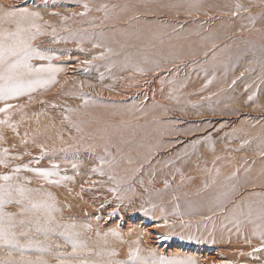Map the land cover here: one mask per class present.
<instances>
[{"label": "rangeland", "instance_id": "rangeland-1", "mask_svg": "<svg viewBox=\"0 0 264 264\" xmlns=\"http://www.w3.org/2000/svg\"><path fill=\"white\" fill-rule=\"evenodd\" d=\"M117 1H116V6L114 9L117 10V8H120V7L122 9L124 6V8L126 9V10L123 9V11L125 12L124 14H127L129 16V19H127L125 22L119 21L117 25L114 26L116 28L115 30L120 29L121 31L114 32L113 30V31H110L112 33H109L107 30H105L101 32V36L99 37L96 36L97 40L99 39V42H100V43L98 42L99 45H101V47L98 49L99 51L101 50V56H103V59H96L92 61L91 64H83L82 62L81 64L80 62H78L77 64H81L79 65L80 68L76 67L75 70L73 69L74 71L69 66V64H71L70 61H68L69 62L68 65L67 63H64V62H62L61 65L53 64V66L62 69V71H60L57 74L58 76L60 75V77L61 76L63 77L73 76L74 77L75 75L76 81L73 79L71 80V78L70 80H67V81L65 80V83H64L65 86L63 88L64 90H66V92H70V93H66L65 91H63V93L57 96L58 102H63L64 104H60V103L58 104L56 102L57 101L56 99V101L54 100L55 102H53V104H50V105L51 106L54 105V107L57 106L58 108L64 107L63 109H65V112H66L64 114L65 118L70 119V122L78 125L80 130L77 131V129L74 128L75 130L73 133L72 131H70L68 127L62 126V128L59 129V131L51 129L53 130L51 135L48 136L47 139L42 140V141H34L32 139L14 140L13 141L14 144L10 140L7 141L6 140L7 138H5L4 141H0V156H1L0 160H4L6 163H8L7 167H5L3 164L2 165L0 164L1 165L0 176L9 175V174L12 175L11 177H13V179L8 181L7 183L13 185V188H14L12 199L3 206L2 211L6 214L12 215L13 217L12 222L15 224V231L20 238L21 244H24L27 242L26 236H25V233H26L27 237H31L34 240L39 241L41 244L50 245V247L46 248V250L44 251H38L35 247H33L31 249L24 250L22 253L14 249L0 248V257H5L7 254V251H12L14 259L17 260L18 262L23 257V259H26V260L30 259L33 261H36L37 259L42 258L45 261V264H134V262L132 261L130 257L129 248H126V247L118 248V250H116L115 255H113L112 252L114 253L115 250H111L109 245L105 241L106 239L104 240V234H106L108 230L106 232H101V233L100 231H96L95 234H97L96 235L97 238L99 237L100 239L95 240V238H92L93 236L91 235V232L93 231V229L91 228L89 224L81 226V228H84L86 236L81 235L84 232H79L81 233L80 235H78L79 244L82 245L83 247H87L90 244H92V241H93V245H96L94 247L95 250H93L94 249L93 245H91L89 250L84 249V248H77L76 251H73V245L70 246L67 243L65 244L63 243V245L58 244V241H54V240L50 241L47 236H43L41 234L39 236H30V234L32 233V227H31L30 222H36L39 219L51 220L52 214H56L57 216L62 213L64 214L65 212H68V211H69L68 213H72L73 209L76 210L78 207V204H77L75 208L71 209V207H68L69 205L66 204L67 200H70L72 199V197H75L76 194L73 192L67 193L64 198L56 199V201L53 204H50L48 202L51 205V207L47 209L33 208V203H40L42 201L47 202L48 197L50 198L53 192L58 191L59 185L62 182L68 185H73L76 183L83 184L85 182L84 180L86 179L85 178L86 174L81 169L83 165V159L73 158L71 156L73 155L72 152L66 153V155L63 158L65 160V162L62 163L63 165H67V167H69V162H73V163L76 162L78 164H75L74 174H69L68 172L60 171L62 174L59 173L58 177L56 176L51 177V180L56 179L55 181H59V184L48 182L47 185L42 186L43 181L42 182L40 181L43 180V178L37 175L35 171L27 170V169H43V170L50 171L49 169H47V167L46 169L43 167H40L41 163L45 160V157H47V155L42 153L40 149L42 148L44 149V147L52 143H56V141L60 145L71 143L72 141H74L71 139V137H73L75 134L81 135V140L78 139L75 141H81L85 143V145L76 143L75 145H68V146L73 147V146L78 145V146H83L86 148L94 146L95 152L97 150L99 154L102 151L101 153L108 154V155H114L113 157L109 158L110 163L108 164V166L99 171V174L101 172L104 173L103 175L100 174L99 178L101 179H99L98 177H96V180H94L95 177H91L88 179V180L90 179L92 180L94 178L91 183V190H93L97 194L96 202L98 201L99 202L96 205L98 207L100 206L104 208L111 207L110 208L111 211H109L110 213H108L104 217L100 216L97 218L98 222L99 221L109 222L111 219H114V218L117 219V220L115 219L116 221L125 222V220L122 218V215H123L122 211H125L124 210L125 206L126 207L131 206L132 203L137 201L136 199L138 200H142L143 198L145 199V202L143 199L144 205L146 204L147 208L149 207V210H150L147 213L149 222L147 223V225L145 224V227H150L155 224V226L157 225V229H156L157 232L158 230L160 232L157 233L155 230H154L155 232L151 231L152 241L154 242L152 243L153 247L151 246V244L149 245L150 246L149 247L147 243L146 245L143 243L140 246V249H141L140 255L142 257H148L150 252H155L157 255L163 254L167 256H174V255L186 256L187 254L185 255L184 253L172 254L170 252L173 248L172 246H175L177 243V245L182 244L186 247L188 245L194 247L195 245H198V242H199L198 238L196 237V235H193V236H183L182 235L181 236V234L175 233L174 229L175 228L178 229L180 228V226L185 225V224L187 226L194 225L193 223L194 221L192 218L193 216L195 218L196 217L198 218V219L196 218V221L206 220V218L202 219L203 217H201V215L205 211L202 209L209 208L211 205L210 202H212L213 199L214 201L212 203L214 204H216L217 201L221 200L222 196L218 194L223 193L222 195H226L227 191L229 190L238 191L244 188V191H243L244 193L240 194V197L242 195L244 196L245 199L246 197L248 198V200L245 201V204L243 203L246 207L245 211L249 203H252L255 208H258L260 206V201L264 200V104H262V102L264 101V98H263L264 96V0H120L118 2ZM237 5L243 6L239 10L238 13H237ZM118 12L119 14H122V10L118 9ZM134 14L135 16H133ZM104 15L107 17L108 14L104 12ZM138 19H140V21L137 22ZM253 19H255V23H253ZM103 32H105V34ZM88 36H89L88 37L89 39L93 38V36L95 37V35H93L92 37L91 35H88ZM102 42L108 43V44H104ZM115 42L118 45L119 43L121 44V42H125V43L119 46L109 45L111 43L115 44ZM124 46L127 48L124 49L125 48ZM128 47H131V48H128ZM118 48H120V50ZM40 53H41L40 55L47 54L46 56L48 57H54L55 59H58V58L61 59L60 56L58 54H55L54 52H52L54 55L51 54L50 52H47V53L40 52ZM105 55H108V56L104 57ZM135 56H138V57H135ZM58 60H55V61H58ZM61 60L63 61L64 59H61ZM128 60L131 62H129ZM77 64L75 66H77ZM115 66H118L119 68H121L120 69L121 74H123L122 73L123 71L124 73H126V71L128 70H129L128 71L129 73L133 72L137 74L135 78L138 76V74H142L139 76V78L137 77L138 82L136 83L134 81L135 79L134 74L132 73L131 74L132 79L130 78V80H133L135 84L132 81H130V83L133 84L134 87L136 86V84L140 85L141 87H146V89L142 88V91L144 89L145 93H147L145 95L146 98H144L145 100L143 99L144 101L137 102L139 98L141 100V98L143 97H140L138 93L134 91L137 89L134 88L133 85L131 86L129 85V78L126 77L128 73L125 74V78L124 76L123 78L120 76L117 78L116 82H118V79H119L120 86L117 83H116L117 85L114 84V82H112L113 84L108 83L107 85L105 84L106 80H103V79L101 81L96 82L97 84L99 82V84H101L100 86L104 84L103 87L101 88L106 87V89H110L111 92L108 91V94L110 93L114 94V92H118V97L122 96L121 94H123L124 96L126 95V97L122 96L121 100L120 98H118L119 100H117V96L113 97L114 99L116 98V100L112 98L107 100L105 98L100 97L99 89H97V86L99 84L97 85L96 83L94 84L97 86L95 85L93 86V83L91 82L89 83L87 81L86 85L88 86V88L87 87L85 88H87L88 90L90 89V91H88L87 89H84V86H86L85 84L83 85V88L81 87V85L84 82H83V78L80 77V74L78 73H80L82 70L93 71L97 69V71H99L100 68H102L101 70L108 68L109 69L108 71L110 70L112 71V69H114ZM68 70L72 72L69 71L70 73H68ZM236 71L239 72L238 75L240 76L237 75ZM143 76L144 78L142 81L145 80L144 82L139 80ZM77 77L79 79H76ZM125 79L128 82H125L124 81ZM56 81H58L59 84L63 82L59 80H56ZM71 81L73 82L71 83ZM139 81L145 84L142 85L141 82H140L141 84H139ZM124 82L128 83L127 86L129 89H131L132 87L134 88V90L132 91L127 90L130 93L127 91H122L123 92L122 93L121 90H124L125 89L124 87L127 88L126 84H124V86L122 85L123 87L121 86V84H123ZM146 82H149V83H146ZM74 84H76L75 85L76 88L73 87ZM77 85L79 87H77ZM106 85L107 86L111 85V86H109L108 88ZM115 86L116 87L119 86L120 88L122 87L123 89L118 90V87H117L115 89H117L118 91L117 90L114 91L115 89L111 87H115ZM159 86H161V88ZM141 87H138V88L141 89ZM77 88H80V89H77ZM163 88L165 89L164 96L162 95L164 93L162 92ZM96 89L98 90V95H97ZM112 89H114L113 90L114 92H112ZM94 90L96 92H94ZM156 91L157 92L160 91V94L159 92L157 93ZM77 92H79V94L76 95ZM153 92L155 94L157 93L156 96H158V94L160 96L162 95L165 98V100L163 97H161L160 99V96H159L157 98L158 101L156 102L154 100L152 103V100L154 97ZM113 94L112 96L117 95V94H114V95ZM149 94L150 95L153 94L152 95L153 97L151 96L152 97L151 98ZM27 96L29 95H24L22 96L23 98L20 97L18 98V100L14 99L15 101L12 100V101H8L9 103L8 102L7 103L13 104V103L21 102ZM60 96L67 98V101L69 99L68 97L72 99L75 98V100L77 98H82V102L84 98H87V97L88 98L87 100H84L83 103L79 104V106L78 105L73 106V102L70 101L71 99L69 100L70 101L69 103L72 102V105H69V103L64 99L60 101V98H61ZM194 96H195V99H194ZM240 97H241V101L239 99ZM250 97L251 99H249ZM162 98L166 102L167 105L166 104L163 105L162 102L164 101L162 100ZM242 99H245L243 100L244 102H242ZM160 100L161 102H159ZM126 101H127V104H126ZM130 101L133 103L135 102V104L133 105V103H131ZM226 102L228 103L226 104ZM231 102L233 104H231ZM238 102L240 104H237ZM0 103H1L0 106L5 105L4 102H0ZM115 103L116 105L120 106L121 104L122 106L120 107L116 106L117 107L116 108L115 106H113V104L115 105ZM91 104H92V107H91ZM241 104H243L244 106L243 105L241 106ZM251 104L253 105L251 106ZM99 105H101L100 111L97 110L100 108ZM111 105L113 106V108ZM144 105H146V108H150V109L149 110L146 109ZM237 105L240 106V109ZM247 105H250V107ZM80 106L81 108H79ZM86 107H90L89 109L93 108L94 110L93 109L90 110V113H89L88 112L89 110ZM242 107H245L246 109L244 108L242 109ZM157 108L158 109L162 108L159 111H161L160 113L164 111L166 113V114L163 113L165 116L163 114L160 115ZM69 109H71L72 111H69ZM153 109H156L154 112L156 111L158 112V113L156 112V115L152 114L154 113ZM79 110L81 111V113L79 112ZM136 110L137 112H135ZM150 110H151L150 112L151 114L149 115ZM130 111H132L133 113H131ZM140 111L143 113H138ZM116 112L118 113L120 112V116H121V113H123L122 114L123 116L121 117L118 116ZM135 113H137L136 116H135ZM8 114L10 113L9 112L3 113L4 116ZM78 114H80V116L82 117H85V119L82 118L84 120L81 119L80 123H77V121H74V119H72L73 116H78ZM157 114H159L160 116ZM95 115L97 116L95 117ZM86 116L88 117L87 119H86ZM114 116H118V117H114ZM112 117L114 118L112 119ZM97 119L99 121L101 119L102 120L98 122ZM106 120H108L109 123L108 122L106 123ZM87 124L91 126H86ZM115 125H118V126H115ZM113 127H116V128H113ZM66 129H69V130H66ZM105 131H106V134H105L106 136L103 135V132ZM0 133H1V130H0ZM93 133H95V135ZM0 136L2 137V135ZM17 136L13 135L14 138L16 137L17 139H19L20 136L18 137ZM94 138H96V140ZM111 138L113 139L110 140ZM49 139H50V142L48 143L47 140ZM99 139L101 140L103 139V140L101 141ZM127 139H129V141ZM18 143H20V145ZM100 143H102V145H98ZM108 143L111 145H109ZM17 144H18V147H20V148L17 147L18 149L15 147V145L17 146ZM27 145H28V148H30L32 145V147L34 146V148H37L38 150L31 147L30 149L31 152H29L30 153L29 154L28 152H26V151H29L27 148ZM104 146L107 148H105ZM129 146H131V148ZM5 150H7V153H4ZM10 150L13 153H11ZM112 150L113 151L116 150L114 154L112 153ZM135 150L136 152H138L137 154ZM162 150L164 153L165 152L166 153L165 154L162 153ZM34 151L40 154L42 153V157L38 159V161H33L36 159H30V160L27 159L28 157L34 156L33 155ZM9 153L11 154L8 155ZM132 153L133 155L131 156ZM26 154H28L29 156ZM162 154H164L163 155L164 157L162 156ZM9 156H11L12 159H9L11 158ZM15 156H16V160H15ZM129 156L133 158L130 157L129 159ZM158 156H160V158ZM17 157H19L22 161L24 160V162L26 161V163L22 162L19 158H18L19 160L18 162ZM55 157L54 155H51L52 159H54ZM161 157H163L165 160L168 159V161L164 162L165 160L162 159ZM145 158H148L146 160L147 161L149 160V162H146ZM26 159L28 160V162ZM141 161L142 162L144 161V162L142 163ZM11 162H14L13 164H16V163L17 164L13 166L11 165L12 164ZM30 163H32V165ZM18 164H21V165H18ZM36 164L37 165L39 164L38 168ZM124 164L125 166H123ZM162 164L163 166H161ZM157 165L158 166L160 165L159 166L160 169L158 170L156 169L158 168ZM9 166L10 168H8ZM18 167L20 171H16ZM119 167H122L121 170ZM126 167L128 170L126 169ZM162 167L163 168L165 167V168L162 169ZM6 169L9 170L10 172H7ZM50 169H53V168H50ZM123 169H126V171H129V172L127 173ZM149 169H150V172H149ZM166 169L168 170L169 174L165 173ZM172 169H175V170L177 169L176 170L177 172H175L174 170V172L172 173L171 172ZM162 170L164 171L159 172ZM188 171L190 174L193 172L192 173L193 176L189 175ZM4 172H7L8 174ZM151 172H153V175ZM170 172L172 174L176 173V175L178 176L182 175V178L184 176V178L183 179L181 178V180L184 182L186 181L188 185L192 187L194 186V184H197L196 187L199 186V184L201 183H203L202 185H206L204 183L206 182L208 183V180H209L208 178H210L211 184H214L212 185V187L216 186V188L219 189L218 194L215 193L217 197H215L216 195L213 194L215 196L211 195V197H209L210 199L208 200L206 199L207 201L203 200L206 203L208 202L209 204L208 203L207 204L209 206L206 203L203 204V201L195 202V201H190L189 199L186 200L185 198H184L185 200H183L182 202V199H181L182 196L179 197V203H178V200H176L177 204L175 203L176 205L174 204V206L177 207L178 205L179 207V205L182 204L183 208L189 207V209L186 208L184 210H186L185 211L186 213L193 215V216H190V218H192L191 219L192 222L189 221L190 219H187L183 222L182 225H179V226L177 225L174 226L178 219L176 220V218L173 216L166 217L165 215L167 214V212L165 213L163 211H158L157 209L169 210L170 204L165 203L167 200H164L165 198L164 195L167 196V193L171 192L174 189L180 191L181 190L179 189L180 187L171 188L169 190L162 191L161 194L160 193L152 194V191H151L152 189L145 190V188H143L144 190L142 192L141 190L142 188H138V185H135V183L138 184V181H140L142 178L146 179L144 180V182L145 181L149 182V180L153 182H158L159 180H161L163 183V181L165 180H163L162 177H165L164 179H166L167 177L166 180L170 178L172 181L171 182L170 180H168L170 181V183L177 184V181H180L178 180L180 179V177L176 178L177 176L170 174ZM210 172L213 173V174L211 173L212 178L214 177L213 179L211 178V176H208L210 175ZM216 172H218L219 174L218 173L216 174ZM24 173L27 176L23 175ZM160 173H163V174L165 173L166 176ZM223 173L225 174L224 175L225 178H222ZM200 174L201 175L204 174L203 176L205 178L203 176L202 177L199 176ZM214 174L216 175L213 176ZM161 175H162L161 177L162 179L160 178ZM167 175L170 177H168ZM171 175L173 178L171 177ZM188 175L190 177H186ZM109 176H114L117 179L121 180L122 182L119 185H117L115 181L108 179ZM143 176L148 177L149 180L148 178L143 177ZM152 176L153 178H156V177L157 178L159 177V178L153 179ZM63 177H70L71 179L65 180V179H62ZM102 177L104 179H102ZM174 177L176 178V182H175ZM233 177H235V179H232ZM196 178L198 179L194 181ZM201 178L202 179L204 178V180L201 181L202 180ZM19 180H21L22 182L21 181L19 182ZM199 180L201 182H198ZM235 180L238 182H235ZM168 181H165V183L168 184L169 183ZM191 181H193V185H190L192 184ZM4 183L5 181L0 180V185H3ZM249 183H256V184L255 186H253L252 184L250 185ZM246 184L249 185L248 189L246 188L248 187ZM56 185H58L57 186L58 188L55 187ZM17 186L25 189L26 191L25 197H21L19 193L15 190ZM112 188H117L118 190L116 192L110 191V189ZM107 191H110V192H107ZM245 192L246 194H250V195L248 196L243 195L245 194ZM236 196L239 197V195H236ZM242 198H241V201H240V198L238 199V201L243 202L245 199L242 200ZM113 200H114V203H113ZM123 204L124 206H122ZM152 205H156L158 207L153 208ZM204 205L205 206L207 205V206L205 207ZM218 205L219 203L217 204V206ZM115 206H117L118 208ZM119 207L123 209L120 210ZM157 212L158 213L161 212V214H158V216H163V221L160 220L161 222L159 223L158 222L156 223V220H155L157 217L156 216ZM199 212H200V217H199ZM152 214H155V215H152ZM116 215L118 216L116 217ZM221 216H223V214H219V213L213 214L211 217V220L213 218H214L213 220H217V218L219 219ZM149 217L152 218V220ZM165 218L166 219L169 218L168 220L171 221V222L167 221L168 226L164 222ZM172 218H175V219H172ZM246 218L247 217L245 216V219ZM172 220L174 221V225L171 224L173 222ZM253 221L258 222L259 220L253 217ZM160 223L161 224L163 223L164 226L161 225ZM248 223H251V222L250 221L246 222V224ZM78 224L80 223H77L75 225H78ZM160 225L161 227H163L162 229L158 228L160 227ZM243 227L244 226H242V228ZM29 229H31V231H29ZM166 229L168 231H166ZM169 230L173 231L172 235L170 234L171 232L169 233ZM164 232L168 233L167 234L168 236L164 234ZM165 235L168 238L161 239L163 236L165 237ZM157 237H159V239ZM164 242L165 244H162ZM199 244H204V243L199 242ZM155 246H157L155 250L151 249V247L154 248ZM54 248L56 250H54ZM105 250H107L108 252H105ZM132 250H135V249L133 248ZM52 252H54V254L50 255V257L44 258L45 255H48L49 253H52ZM167 252H169V254ZM47 261H49V263ZM200 263L202 264V262L199 261V264Z\"/></svg>", "mask_w": 264, "mask_h": 264}, {"label": "bare ground", "instance_id": "bare-ground-1", "mask_svg": "<svg viewBox=\"0 0 264 264\" xmlns=\"http://www.w3.org/2000/svg\"><path fill=\"white\" fill-rule=\"evenodd\" d=\"M116 1L117 0H0V6H5V7H15V8H21V7H27L30 11H38L40 12L41 16L43 17L42 20L38 21L39 24L41 25H44V31L46 32H49L51 33L52 32V28L51 27H47V25H52L55 27L56 29V34L55 36L53 35H44V36H39L37 37V39L33 42V46L35 48L38 49L39 52H50L51 54H53L52 52H54L55 54H58L60 56L61 59H64L63 61L61 59H55L54 57H48L46 55H41L43 56L44 58L41 59L40 57H34L32 60H31V63L34 65V66H37L39 67L40 65L41 66H47L49 64L53 65V64H60L62 62L64 63H67L68 65V61H70L71 64H69L70 68H72V70L77 67V68H80L79 65H81L82 63V60L86 61V60H89V61H94L96 59H93V57H99L101 56V50L99 51L98 48L101 47H96L95 45H99V39L97 40V37L96 36H101V32L102 31H105L107 30L109 33H112L110 31H113L114 32H118V31H121L120 29L119 30H115L116 28L114 27L115 25H117V23L119 21L121 22H125L127 19H129V16L127 14H124L125 12L123 11L124 6L123 8L121 9L120 8H115L116 6ZM120 1V0H118ZM117 1V2H118ZM106 3V4H105ZM134 3V2H133ZM87 5L88 7L85 8L84 5ZM122 4V3H121ZM106 6V7H105ZM122 6V5H121ZM135 6V5H134ZM126 7V6H125ZM134 8V7H133ZM132 8V9H133ZM118 9L119 10H122V14H119L118 12ZM128 9V8H127ZM126 10V9H125ZM129 10V9H128ZM135 11V10H134ZM104 12H106L108 15L107 17L104 15ZM131 12V11H129ZM140 12V11H139ZM133 13V12H132ZM135 13V12H134ZM138 14V13H136ZM141 15V13H140ZM135 16V14L133 15ZM132 16V17H133ZM140 21V19L137 20V22ZM134 22V21H132ZM136 23V21H135ZM121 24V23H120ZM127 25V24H126ZM138 27V26H137ZM120 28V27H119ZM124 28V27H123ZM124 31V30H123ZM105 34V32H103ZM115 34V33H114ZM88 35H91V37L93 35H95V37L93 36V38H88L89 36ZM135 37V36H133ZM137 40V38H136ZM130 41V40H129ZM99 42V43H98ZM135 42V41H133ZM104 43V42H102ZM123 43L125 42H121V44L119 43V45H122ZM130 43V42H129ZM104 44H108V43H104ZM128 44V43H126ZM109 45H112V46H119L116 42L115 44L111 43ZM77 46V47H76ZM105 46V45H104ZM111 46V47H112ZM109 47V46H108ZM110 47V48H111ZM123 47V46H122ZM125 47V46H124ZM116 48V47H114ZM127 47H125L124 49H126ZM128 48H131V47H128ZM120 50V48H118ZM143 49V48H142ZM117 50V49H116ZM115 51V50H114ZM141 51V50H140ZM143 51V50H142ZM104 52V51H103ZM102 52V53H103ZM138 52V51H136ZM135 53V52H133ZM41 54V53H40ZM44 54V53H43ZM128 54V52H127ZM132 54V53H131ZM130 54V55H131ZM54 55V54H53ZM108 55H105L104 57H107ZM121 56V55H120ZM123 56V55H122ZM135 57H138V56H135ZM116 59V58H115ZM118 59V57H117ZM55 60H58V61H55ZM112 60V59H111ZM129 61V60H128ZM137 61V60H136ZM78 62H80L81 64H77ZM113 62V61H112ZM131 62V61H129ZM242 62V61H241ZM106 63V62H105ZM77 64V66H75ZM84 64V63H83ZM102 64V63H101ZM104 64V63H103ZM105 65V64H104ZM111 65V64H110ZM247 65V64H246ZM245 65V67H246ZM101 67V66H100ZM113 67V66H112ZM99 68V67H98ZM68 69V68H67ZM102 68H100L99 71L96 70H93V71H85V70H82L80 73V77L83 78V84L82 85H86L87 84V81L90 83H93V86L95 85L94 83H96L97 81H101L102 79L103 80H106L105 81V84L108 85V83L110 84H113L112 82H114V84H118L119 85V79H118V82H116L117 78L120 76L123 78H125V74L128 73L126 75V77L129 78V85H133L130 83V81L133 82V80H130V78L132 79V73H129L128 71H126V73H124V71L122 72L123 74H121V71L118 66H115L114 69H112V71H108L109 69L108 68H105L103 70H101ZM190 69V68H189ZM237 69V68H236ZM73 70V71H74ZM114 70V71H113ZM67 71V70H66ZM68 70V73L72 72ZM238 71V70H237ZM236 71V72H237ZM110 72V73H109ZM63 73V72H62ZM120 75H119V74ZM181 73V72H180ZM239 72H237V75H238ZM61 74V73H60ZM134 74V78L137 74L133 73ZM154 74V73H153ZM173 74V73H172ZM245 74V73H244ZM68 75V74H67ZM106 75V76H105ZM142 75V74H138V78L139 76ZM167 75V74H166ZM235 75V74H234ZM255 75V74H254ZM69 76V75H68ZM148 76V75H146ZM153 76V75H152ZM161 76V75H160ZM240 76V75H238ZM105 77V78H103ZM133 78L134 81L137 83V79L138 78ZM75 80V75L74 77L73 76H70V77H63L60 75H56V80H59V81H63L62 83L59 84V82L55 85L53 84H50L48 85L46 88L45 87H39L37 88L35 91H33L29 96H27L26 98H24L21 102H17V103H13L11 105H13V107L11 109H9V113L8 115H3V113H0V120H4V121H7V123L3 124V125H0V130H1V133L0 135H2V137L0 136V141H4L5 138H7L6 140H10V141H14V140H27V139H32L34 141H42V140H45L48 138V136L51 135V133L53 132V130H57L59 131V129L62 128V126L64 127H68L70 129V131H72L74 133V127L72 126L73 123L70 122V119H66L64 114L66 113L65 112V109H63L64 107L62 108H58L57 106L54 107V105H50V104H53V102L56 101L57 99V96H59L61 93H63V91L66 92V90H64V86H65V80ZM127 78V79H128ZM144 76L139 79V80H143ZM147 78V77H146ZM76 79H79L78 77ZM148 79V78H147ZM150 79V78H149ZM81 80V79H80ZM157 80V79H156ZM192 80V79H191ZM241 80V79H240ZM254 80V79H252ZM263 80V79H262ZM76 81V80H75ZM82 81V80H81ZM125 82H128L126 81V79L124 80ZM139 81V84H141L142 82L144 81ZM251 81V79H250ZM258 81V80H257ZM260 81V80H259ZM73 81H71L72 83ZM86 82V83H85ZM123 82V81H121ZM123 83L121 84V86L124 84H127L128 83ZM135 82H133L135 84ZM141 82V83H140ZM152 82V81H151ZM146 83H149V82H146ZM204 83V82H203ZM97 84V83H96ZM99 84V82H98ZM97 84V85H98ZM116 84V85H117ZM145 84V83H142V85ZM151 84V83H150ZM201 84V83H200ZM240 84V83H239ZM244 84V83H243ZM76 84H74V88ZM95 85V86H97ZM101 84H99L97 86V89H99V93H100V97L102 98H105L107 100L109 99H114L113 97H116L117 96V100H119L118 98H122V96H124L123 94H121L122 96L118 97V92H114L116 91L118 87V90H121L123 89L122 87L120 88L119 86H115V87H111V88H114L112 89V92H114V94H117L115 96H112V94L110 93L111 90L110 89H106L105 88H101L103 87L100 86ZM106 85V86H107ZM158 85V84H156ZM242 85V84H241ZM100 86V88H99ZM111 86V85H109ZM109 86H107L109 88ZM114 86V85H113ZM259 86V85H258ZM77 87H79L77 85ZM88 86H84V89H87L85 88ZM134 87V85H133ZM138 87H141L140 85L136 84V86L134 88H136L137 90H134V88L131 87V89L124 87L125 89L124 90H121L122 91H127V90H134L136 91V93H138V95L140 97H143L139 98V100L137 102H141V101H144L146 98V94L144 89H146V87H141L138 88ZM152 87V86H151ZM161 88V86H159ZM244 87V85H243ZM69 88V87H68ZM83 88V87H82ZM90 88V87H89ZM96 88V87H95ZM142 88L143 91H142ZM157 88V87H156ZM250 88V87H249ZM77 89H80V88H77ZM83 89V90H84ZM94 89V88H93ZM92 89V90H93ZM96 89L97 91V95H98V90ZM158 89V88H157ZM237 89V88H236ZM88 90V89H87ZM114 90V91H113ZM117 90V91H118ZM153 90V89H152ZM155 90V88H154ZM161 90V89H160ZM164 88H163V91L164 92ZM167 90V88H166ZM238 90V89H237ZM241 90V89H240ZM243 90V89H242ZM90 91V89L88 90ZM94 90V92H96ZM108 91H110L108 94ZM127 91V92H129ZM133 91V92H134ZM246 91V90H245ZM93 92V93H94ZM120 92V91H119ZM152 92V91H151ZM157 92V91H156ZM159 94H160V91H158ZM157 92V93H158ZM161 92V93H162ZM249 92V91H248ZM66 93H70V92H66ZM91 93V92H90ZM123 93V92H122ZM130 93V92H129ZM135 93V92H134ZM154 93V92H153ZM156 93V94H157ZM208 93V92H207ZM206 93V94H207ZM75 94V93H73ZM79 94V92L76 93V95ZM96 94V93H95ZM94 94V96H95ZM113 94V95H114ZM125 94V93H124ZM127 94V93H126ZM156 94L154 93V97L152 95L149 94V96L153 97V100H152V103L153 101L155 100L156 102L158 101V97L160 96L158 94V96H156ZM165 92L162 94L164 96ZM181 94V93H180ZM205 94V95H206ZM244 94V93H243ZM66 95V94H65ZM160 96V99L161 97L163 96ZM236 95V94H235ZM238 95V94H237ZM112 96V97H111ZM130 96V95H128ZM127 96V97H128ZM202 96V95H201ZM200 96V97H201ZM249 96V95H248ZM60 101L61 100H66L67 101V98H64L63 96H60ZM80 97V96H79ZM84 97V96H82ZM126 97V95L124 96ZM151 97V98H152ZM198 97V96H196ZM247 97V96H245ZM252 97V96H251ZM23 98V97H22ZM68 103L70 101L73 102V106H76L81 103L84 102V100H87V98H84L83 99V102H82V98H77L75 100L68 97ZM164 98V97H163ZM162 98V100H163ZM233 98V97H232ZM264 98V96H263ZM71 99V100H70ZM81 99V100H80ZM92 99V98H91ZM129 99V98H128ZM144 99V100H143ZM191 99V98H190ZM194 99H195V96H194ZM240 101H241V97L239 98ZM262 99V98H261ZM18 100V99H17ZM55 100V101H54ZM70 100V101H69ZM75 102H74V101ZM116 100V98L114 99ZM132 100V99H131ZM165 100V98H164ZM163 100V101H164ZM228 100V99H227ZM243 100L245 99H242V102H244ZM255 100V99H254ZM263 100V99H262ZM9 101H12V100H9ZM15 101V100H13ZM81 101V102H79ZM150 101V100H149ZM177 101V100H176ZM188 101V100H187ZM235 101V100H234ZM250 101V100H249ZM58 104H64L63 102H58V99L56 101ZM65 102V101H64ZM72 102L69 103V105H72ZM131 102V101H130ZM136 102V103H137ZM148 102V101H147ZM146 102V103H147ZM161 102V100L159 101ZM165 102V101H164ZM163 103L166 104V102ZM171 102V101H170ZM255 102V101H254ZM264 102V101H263ZM262 102V104H264ZM9 103V102H8ZM75 103V105H74ZM78 103V104H77ZM110 103V102H109ZM108 103V104H109ZM125 103V102H124ZM123 103V104H124ZM133 103V102H131ZM130 103V104H131ZM151 103V102H150ZM155 103V102H154ZM169 103V102H168ZM228 102H226L227 104ZM235 103V102H234ZM252 103V102H251ZM256 103V102H255ZM254 103V104H255ZM259 103V102H258ZM261 103V102H260ZM1 104V103H0ZM105 104V103H104ZM112 104V103H111ZM126 104H127V101H126ZM135 104V102L133 103V105ZM158 104V103H156ZM161 104V103H159ZM221 104V103H220ZM231 104H233L231 102ZM237 104H240L239 102ZM50 105V106H49ZM90 105V104H89ZM96 105V104H95ZM106 105V104H105ZM148 105V104H147ZM167 105V104H166ZM243 104H241L242 106ZM253 104H251L252 106ZM48 106V107H47ZM77 106V107H78ZM100 108L96 109L100 111L101 109V105H99ZM104 106V105H103ZM102 106V107H103ZM108 106V105H107ZM112 106V105H111ZM113 106H119V105H115L113 104ZM112 106V108H113ZM120 106H122L120 104ZM119 106V107H120ZM124 106V105H123ZM141 106V105H140ZM139 106V107H140ZM162 106V105H161ZM240 109V106L237 105ZM244 106V105H243ZM246 106V105H245ZM250 107V105H247ZM0 107H5V105H2ZM91 107H92V104H91ZM118 107V108H119ZM132 107V106H131ZM144 107L146 108V105H144ZM150 107V106H148ZM163 107V106H162ZM81 108V106L79 107ZM84 108V107H83ZM88 108V112L90 113V110L92 109H89L90 107H86ZM117 108V107H116ZM133 108V107H132ZM156 108V107H155ZM246 109L245 107H242V109ZM122 109V108H121ZM135 109V108H134ZM138 109V108H136ZM144 109V108H143ZM141 109V110H143ZM146 109H150V108H146ZM152 109V107H151ZM158 109V108H157ZM162 109V108H161ZM161 109H158V112L160 113ZM249 109V108H248ZM51 110V111H49ZM94 110V109H93ZM156 109H153V112L155 111ZM133 111V110H132ZM132 111H130L131 113H133ZM163 111V110H162ZM244 111V110H243ZM246 111V110H245ZM79 112L81 113V111L79 110ZM127 112V111H126ZM129 112V113H130ZM137 112V110L135 111ZM151 110L149 111V115L151 114L150 113ZM157 112V111H156ZM156 112L152 113L153 115H156ZM157 112V113H158ZM96 113V112H95ZM118 114V116H120V112H116ZM115 113V114H116ZM138 113H143V112H138ZM166 114L164 111L161 114ZM98 114V113H97ZM123 113H121V116ZM137 113H135V116H136ZM148 114V113H147ZM163 114V115H164ZM100 115V114H99ZM104 115V114H103ZM143 115V114H142ZM148 115V116H149ZM159 115V114H157ZM159 115V116H160ZM162 115V116H163ZM94 116V115H92ZM97 115H95L96 117ZM118 116H114V117H118ZM120 116V117H121ZM131 116V115H130ZM134 116V115H133ZM132 116V117H133ZM147 116V117H148ZM165 116V115H164ZM237 116V115H236ZM240 116V115H238ZM106 117V116H105ZM112 117V119L114 118ZM125 117V116H124ZM129 117V116H128ZM146 117V118H147ZM85 117H82L80 116V114H78V116H73L72 119H74V121H77V123H80L81 122V119ZM88 117L86 116V119ZM111 118V117H110ZM138 118V117H137ZM82 119V120H84ZM93 119V118H91ZM131 119V118H130ZM95 120V118H94ZM102 120V119H101ZM100 120V121H101ZM98 122H100L98 119H97ZM105 121V120H104ZM139 121V120H138ZM109 123L108 120H106V123ZM157 122V121H156ZM93 123V122H92ZM95 123V122H94ZM104 123V122H103ZM147 123V122H146ZM90 124V123H89ZM87 124L86 126H91ZM111 124V123H110ZM122 124V123H121ZM125 124V123H124ZM135 124V123H134ZM9 125H15L16 126V130L14 131L12 127H10ZM106 125V124H104ZM120 125V124H118ZM118 125H115V126H118ZM132 125V124H131ZM130 125V126H131ZM84 126V125H83ZM82 126V127H83ZM93 126V125H92ZM108 126V125H107ZM110 126V125H109ZM114 126V125H112ZM129 126V127H130ZM260 126V125H259ZM85 127V126H84ZM105 127V126H104ZM128 127V126H127ZM110 128V127H109ZM112 128V127H111ZM113 128H116V127H113ZM53 129V130H51ZM69 129H66V130H69ZM107 129V128H106ZM119 129V128H117ZM140 129V128H139ZM87 130V129H85ZM69 131V132H70ZM89 131V130H87ZM86 131V132H87ZM103 131V130H102ZM15 132V133H13ZM13 133V134H12ZM108 133V132H107ZM20 134V135H19ZM92 134V133H91ZM95 135V133H93ZM106 134V131L103 132V135ZM133 134V133H132ZM13 135H18L20 136L19 139H17L16 137L14 138ZM55 135V134H54ZM65 135V134H64ZM113 135V134H111ZM17 136V137H18ZM63 136V135H62ZM97 136V135H96ZM100 136V135H99ZM106 136V135H105ZM108 136V135H107ZM64 137V136H63ZM66 137V136H65ZM101 137V136H100ZM114 137V136H113ZM239 137V136H238ZM53 138V137H51ZM245 138V137H244ZM72 141L71 143H68V144H58V142L56 141V143H52L50 145H47L46 147H44L43 151L42 149H40V151L44 154L47 155V157H45V160L41 163L40 167H43L46 169H49L50 171H56L58 174L55 175L56 177L59 176V173H61L60 171H64V172H68L69 174H74V169H75V164H78L76 162H69V167H67V165H63L62 163L65 162V160L63 159L64 156L66 155L67 152H72L73 155H71L73 158H78V159H83V165L81 167L82 171L85 172L86 174V179L84 180L85 182L83 184H73V185H68L66 183H61L59 185V189L57 192H53L52 195L50 196V198L48 197L47 199V202H49L50 204H53L56 199H61V198H64L66 196L67 193H75V197H72V199L70 200H67L66 201V204L69 205L68 207H71V209L75 208L78 204V207L77 209H73L72 213H68V212H65L64 214H60V215H57L56 214H52L51 216V220H46V219H39L37 220L36 222H30L31 224V227H32V233L30 234V236H39L40 234L43 235V236H47L48 239L50 241H58V244H62L63 243H67L68 245H72V243L69 241L68 239V233L71 232V233H78L79 235L81 233L79 232H84L83 234L81 235H85V231H84V228H81L82 225H87L89 224L91 226V228L93 229V231L91 232V235L93 236L92 238H95V240H98L100 239L99 237L97 238V234H95L96 231H100L101 232H106L107 230V234H104V240L107 242V244L109 245L110 249L111 250H115L114 253H116V250H118V248H121V247H126V248H129V249H136L137 247L140 248V246L144 243L146 245V243L148 244V246L151 244V246L153 247V244L154 243L152 241V233L151 231H156L157 232V225L155 226V224L153 226H150V227H145V224L147 225V223L149 222L148 221V217H147V214L145 213L144 209L145 207L147 208L146 204L144 205V202H145V199H144V202H143V199L142 200H138L136 199L137 201H135L134 203H132L131 206H125V211H122L123 212V215H122V218L125 220V222L123 221H116L117 219L114 218V219H111L109 222L108 221H97V218L100 217V216H105L107 215L108 213H110L109 211L110 208H104V207H98L96 204L99 202H96V197H97V194L96 192H94L93 190H91V183H92V180L94 179H90L88 180L89 178L91 177H95L94 180H96V177H100V174H99V171L105 167L108 166V164L110 163V159L111 157H113L114 155H108V154H104V153H101L99 154V152L96 150L95 152V147L94 146H91L89 148H86V147H83V146H68V145H75L76 143L77 144H84L83 142L81 141H75V140H81V135L80 134H75L73 137H71ZM96 140V138H94ZM98 139V138H97ZM113 138H111L110 140H112ZM54 140V139H53ZM52 140V141H53ZM101 140V139H99ZM103 140V139H102ZM101 140V141H102ZM129 141V139H127ZM48 143L50 142V139L47 140ZM46 141V142H47ZM132 141V140H131ZM104 142V141H103ZM108 142V141H107ZM17 143V141H16ZM41 143V142H40ZM93 143V142H92ZM98 143V142H97ZM14 144V142H13ZM20 145V143H18ZM18 144L17 146L15 145V147L17 148L18 147ZM31 144V143H30ZM91 144V143H90ZM89 144V145H90ZM109 144V143H108ZM112 144V142H111ZM109 144V145H111ZM35 145V144H33ZM96 145V144H95ZM98 145H102V143L98 144ZM5 146V145H4ZM121 146V145H120ZM127 146V145H126ZM11 147V146H10ZM14 147V148H15ZM23 147V146H22ZM30 147V146H29ZM32 147V145H31ZM30 148H28V145H27V148L29 151H26V152H31L30 151ZM40 147V145H39ZM83 147V148H82ZM105 147V146H104ZM119 147V146H118ZM128 147V146H127ZM131 148V146H129ZM20 148V147H18ZM17 148V149H18ZM34 148V146L32 147ZM107 148V147H105ZM110 148V147H109ZM116 148V146H115ZM169 148V147H168ZM11 149V148H9ZM34 149H37V148H34ZM33 149V150H34ZM91 149V150H90ZM126 149V148H125ZM124 149V150H125ZM134 149V148H133ZM136 149V148H135ZM167 149V148H165ZM32 150V151H33ZM38 150V149H37ZM123 150V152H124ZM100 151V150H99ZM116 151V150H115ZM112 150V153L114 154V152ZM11 152V150H10ZM16 152V151H14ZM136 152V150H135ZM5 153V152H4ZM13 153V152H11ZM11 153H9L8 155H10ZM20 153V152H19ZM34 156L32 157H27V159H36V160H33V161H38V159H40L42 157V153H37V152H33ZM37 153V154H36ZM138 152H136L137 154ZM162 153L163 150H162ZM166 153V152H165ZM164 153V154H165ZM30 154V153H29ZM60 154V155H59ZM122 154V153H121ZM135 154V153H134ZM162 154V156L164 155ZM14 155V154H13ZM16 155V154H15ZM23 155V153H22ZM32 155V154H31ZM51 155H54V159L51 158ZM133 155V153L131 154V156ZM155 155V154H154ZM153 155V156H154ZM6 156V154H5ZM20 156V155H19ZM120 156V155H119ZM118 156V157H119ZM129 156V159L130 157ZM156 156V155H155ZM1 157V156H0ZM11 157V156H9ZM8 157V158H9ZM160 158V156H158ZM164 157V156H163ZM163 157H161L162 159H164ZM3 158V157H2ZM23 158V157H22ZM117 158V157H116ZM127 158V156H126ZM133 158V157H131ZM158 158V159H159ZM9 159H12L9 158ZM14 159V158H13ZM20 159V158H19ZM26 159V160H27ZM123 159V158H122ZM148 159V158H145V160ZM160 159V160H162ZM15 160H16V156H15ZM21 160V159H20ZM70 160V159H69ZM134 160V159H133ZM144 160V161H145ZM165 160V159H164ZM17 161L19 162L18 158H17ZM22 161V160H21ZM125 161V159H124ZM137 161V160H136ZM140 161V160H138ZM143 161V162H144ZM168 161L165 160L164 162ZM24 162V160L22 161ZM28 162V160H27ZM134 162V161H133ZM142 162V161H141ZM142 162V163H143ZM146 162H149V160ZM145 162V163H146ZM154 162V161H153ZM162 162V161H160ZM12 164L11 165H16V164H13L14 162H11ZM26 163V161L24 162ZM126 163V162H124ZM141 163V164H142ZM155 163V162H154ZM168 163V162H167ZM171 163V162H170ZM8 164V163H7ZM32 165V163H30ZM35 164V163H34ZM161 164V163H159ZM2 165V164H1ZM0 165V167H1ZM10 165V166H11ZM18 165H21V164H18ZM37 165V164H36ZM39 165V164H38ZM38 165H37V168H38ZM54 165H58L59 167L58 168H54ZM127 165V164H126ZM152 165V164H151ZM10 166L8 168H10ZM12 166V167H13ZM23 166V165H22ZM30 166V165H29ZM125 166V164L123 165ZM128 166V165H127ZM156 166V165H155ZM158 166V165H157ZM160 166V165H159ZM158 166V168H156L157 170L160 169V167ZM163 166V164L161 165ZM165 166V165H164ZM262 166V165H261ZM33 167V166H31ZM49 167V168H48ZM150 167V166H149ZM7 168V169H8ZM35 168V167H34ZM50 168H53V169H50ZM120 170L122 167H119ZM125 168V167H124ZM152 168V166H151ZM165 168V167H164ZM162 167V169H164ZM168 168V167H167ZM6 169V170H7ZM127 169V167H126ZM126 169H123L126 171ZM148 169V168H147ZM155 169V170H156ZM3 170V169H2ZM5 170V171H6ZM119 170V169H117ZM128 170V169H127ZM132 170V169H131ZM175 169H172V173L174 172ZM177 170V169H176ZM175 170V172H177ZM81 171V170H80ZM144 171V170H143ZM164 170L162 171H159V172H163ZM167 171V172H166ZM7 172H10L9 170H7ZM7 172H4V173H7ZM127 173L129 171H126ZM124 172V173H126ZM148 172V171H147ZM146 172V174H147ZM149 172H150V169H149ZM154 172V171H153ZM153 172L152 175H153ZM158 172V171H157ZM170 172V174H172ZM16 173V172H15ZM83 173V172H82ZM143 173V172H142ZM156 173V172H155ZM165 173L166 174H169L168 173V170L166 169L165 170ZM163 174V173H160L162 175H165L166 174ZM189 173V171H188ZM193 173V172H192ZM192 173L189 175H192ZM205 173V172H204ZM211 173L210 172V175L208 176H211ZM215 173V172H214ZM218 172H216L217 174ZM8 174V173H7ZM17 174V173H16ZM19 174V173H18ZM22 174V173H20ZM62 174V173H61ZM83 174V175H85ZM145 174V172H144ZM158 174V173H157ZM155 174V175H157ZM159 174V175H160ZM213 174V173H212ZM216 174H214L213 176H215ZM219 174V173H218ZM221 174V172H220ZM23 175H26L25 173ZM32 175V174H31ZM80 175V174H79ZM143 175V174H142ZM141 175V176H142ZM162 175L160 176V178L162 177ZM172 175H176L175 174H172ZM171 175V177H172ZM186 176V177H190V176ZM204 175V174H203ZM203 175H199V176H203ZM223 176L225 175L224 173L222 174ZM221 175V176H222ZM236 175V174H235ZM238 175V174H237ZM3 176V175H2ZM8 176H12V175H8ZM15 176V175H14ZM27 176V175H26ZM150 176V175H149ZM168 176V175H167ZM177 177L176 178H179L178 180L180 181H177V184L175 183H170L171 179L169 178L168 180L167 177L166 179H164L165 177H162L163 180L165 181H168L169 183L166 184L165 181H162L161 180H156L158 182H153V181H150L148 177L146 176H143V177H146L148 178L149 182H144V180H146L145 178H142L140 181H138V184L135 183V185H138V188H142V192H143V188H145V190L147 189H152V194H157V193H160L162 191H165V190H169L171 188H177V187H180L179 189H181L180 191L179 190H172L171 192L167 193V196H165L164 200H167L165 203H169L170 204V208L169 210H163V212H167V214L165 215L166 217L168 216H173L176 218L177 222L176 224L174 225V221L171 223L172 225L174 226H179V225H182L183 222L187 219H190L189 221L192 222V218H193V223L194 225L192 226H180V228H175L177 230L174 229L175 233L177 234H181V236H193V235H196V237L198 238V241L200 243H204V244H199L198 242V245H195L194 247L193 246H190L188 245L187 247L182 245V244H178L176 243L175 246H172V250L170 251L172 254L176 253V254H181V253H184L185 255H194L197 259H199L200 262H202V264H264V251L262 252H254L253 249L254 248H260L264 245H262V241H261V238H260V233L261 232H264V225H262L259 221L258 222H254V221H251V223H248L246 224V222H248V219L246 218L245 219V216L243 217H239V223L236 222V220L234 219L233 217V213L236 211V209L234 208V205H239L240 203H244L245 204V201L248 200V198L246 197V199L244 198V196L241 195L240 197V194L244 193V188L243 189H240V190H229L227 191L226 195H222L223 193L221 194H218L219 192V189L216 188V186L212 187V185L214 184H211V180L210 178H207L209 179L208 180V183H204L206 185H202L203 183L199 184V186L196 187L197 184H194V186H189L188 183L185 181H182L181 178H182V175L181 176H178L176 175ZM193 176V175H192ZM191 176V177H192ZM195 176V175H194ZM206 176V174H205ZM220 176V175H219ZM218 176V177H219ZM222 178H225V176ZM234 176V175H232ZM83 177V176H82ZM155 177V176H154ZM170 177V176H168ZM185 177V178H186ZM198 177V176H197ZM204 177V176H203ZM231 177V176H230ZM18 178V177H17ZM153 178V176H152ZM157 178V177H156ZM156 178H153V179H156ZM159 178V177H158ZM157 178V179H158ZM161 178V179H162ZM173 178V177H172ZM175 178V177H174ZM176 178H175V182H176ZM184 178V176H183ZM182 178V179H183ZM199 178V177H198ZM198 178H196L194 181H196ZM205 178V177H204ZM204 178L201 180L203 181ZM206 178V179H207ZM212 178V176H211ZM214 178V177H213ZM212 178V179H213ZM227 178V177H226ZM23 179V178H22ZM21 179V180H22ZM101 179V178H99ZM97 179V180H99ZM102 179H104L102 177ZM187 179V178H186ZM19 180V182L21 181ZM28 180V179H27ZM31 180V178H30ZM29 180V181H30ZM56 180V179H55ZM43 181V182H42ZM200 180L198 182H201ZM207 181V180H205ZM22 182V181H21ZM24 182V181H23ZM32 182V181H31ZM36 182V181H35ZM40 182H42V186H45L47 185V183L49 182L48 180L44 179L41 180ZM94 182V181H93ZM172 182V181H171ZM174 182V180H173ZM192 184L190 185H193V181H191ZM197 182V183H198ZM235 182H238L235 180ZM234 182V183H235ZM258 182V181H257ZM133 183V185H134ZM196 183V182H195ZM23 184V183H22ZM59 184V183H58ZM248 184V183H247ZM246 184V185H247ZM250 185L252 184L253 186H255L256 183H249ZM259 184V183H257ZM81 185V186H79ZM110 185V184H109ZM172 185V186H171ZM234 185V184H233ZM231 185V186H233ZM239 185V184H238ZM245 185V187H246ZM261 185V184H259ZM49 186V184H48ZM52 186V185H51ZM58 185H56L55 187H57ZM93 186V185H92ZM96 186V185H94ZM131 186V185H130ZM230 186V187H231ZM248 187H246L247 189L249 188V185H247ZM251 186V187H253ZM258 186V185H257ZM40 187V186H38ZM136 187V186H135ZM210 187V188H209ZM229 187V188H230ZM58 188V187H57ZM212 188V189H211ZM137 189V188H136ZM210 189V190H209ZM101 190V189H100ZM223 190V189H221ZM242 190V191H241ZM99 191V190H98ZM105 191V190H104ZM150 191V190H149ZM246 191V190H245ZM261 191V190H260ZM107 192H110V191H107ZM138 192V191H137ZM221 192V191H220ZM140 193V192H139ZM222 196L221 197V200L217 201L216 204L212 203L214 201L213 197V201L210 202V207L209 208H206V209H202V210H205L203 212V214L201 215V217H203L202 219H205L204 221H196V218L189 214V213H186L184 209L186 208H183L182 204L179 205V207H175L174 204L176 203V200H178V203H179V197H181L182 199V202L183 200H187L189 199L190 201H203V200H208L210 199L209 197L212 196H215L216 194ZM225 193V192H224ZM249 193V192H248ZM100 194V193H99ZM107 194V193H106ZM215 194V195H213ZM111 195V193H110ZM236 195H239L236 196ZM243 195H250V194H243ZM109 196V195H107ZM105 197V196H104ZM111 197V196H110ZM109 197V198H110ZM217 197V195L215 196ZM214 197V198H215ZM237 197V199H236ZM243 197V198H242ZM70 198V197H69ZM100 198V197H99ZM108 198V197H107ZM185 198V199H184ZM240 198V201H241V198L242 200H244L243 202H240L238 201V199ZM250 198V197H249ZM104 199V198H103ZM106 199V198H105ZM140 199V198H139ZM217 199V198H216ZM107 200V199H106ZM135 200V199H134ZM206 200V201H207ZM101 201V200H100ZM105 201V200H104ZM188 201V202H190ZM103 202V201H102ZM101 202V204H102ZM106 202V201H105ZM181 202V201H180ZM181 202V203H182ZM113 203H114V200H113ZM116 203V202H115ZM125 203V202H124ZM164 203V202H162ZM206 202L203 201V204H205ZM208 203V202H207ZM206 203V204H207ZM219 203V205L217 206V204ZM168 204V205H169ZM177 204V203H176ZM175 204V205H176ZM185 204V203H183ZM209 204V203H208ZM207 204V205H208ZM243 204V205H244ZM112 205V204H111ZM198 205V204H197ZM206 205V206H207ZM124 206V204L122 205ZM156 206V205H155ZM161 206V205H159ZM203 206V205H202ZM205 206V205H204ZM205 206V207H206ZM209 206V205H208ZM245 206V205H244ZM117 207V206H115ZM114 207V208H115ZM158 207V206H156ZM185 207V206H184ZM204 207V208H205ZM118 208V207H117ZM120 208V207H119ZM162 208V207H161ZM202 208V207H201ZM246 208V207H245ZM5 209V208H4ZM116 209V208H115ZM123 209V208H122ZM120 208V210H122ZM149 209V207L147 208ZM189 209V207L187 208ZM14 210V209H13ZM70 210V209H69ZM114 210V209H112ZM118 210V211H120ZM155 210V209H154ZM158 211H161L160 209H157ZM201 210V209H200ZM179 213V215H176L174 213ZM201 212V211H200ZM200 212H199V217H200ZM216 213H219V214H223V216H221L219 219L217 218V220H211V217L213 214H216ZM122 214V213H121ZM158 214H161V212H157V217H156V223L158 222H161L160 220L163 221V216H158ZM152 215H155V214H152ZM56 216V217H55ZM118 215H116L117 217ZM190 216H193L192 218H190ZM198 216V215H197ZM120 217V216H119ZM153 217V218H154ZM182 217V219H181ZM150 218V217H149ZM175 218H172V219H175ZM103 219V218H102ZM101 219V220H102ZM116 219V220H115ZM120 219V218H119ZM152 220V218H150ZM169 219V218H168ZM167 219L168 222H171ZM195 219V220H194ZM198 219V218H197ZM25 220V219H24ZM150 220V221H151ZM154 220V221H155ZM165 222V221H164ZM163 222V223H164ZM168 222L165 223L167 226H168ZM77 223H80L78 225H75ZM154 223V222H153ZM163 223L161 225H163ZM40 226L41 228H45V229H49L47 235L44 234L43 231H37V226ZM72 225H75L74 228H70V226ZM158 227L160 229H162L163 227ZM186 225V224H185ZM164 226V225H163ZM242 226H244L242 228ZM169 229V227H168ZM116 231L120 234V236L124 239V240H120L119 238H117L116 236H113L111 235L110 233L112 231ZM173 230V229H172ZM154 231V232H155ZM162 231V230H161ZM165 231V230H164ZM166 231H168L166 229ZM160 231L158 230L157 233H159ZM171 232V233H170ZM172 232L173 231H170L169 230V233L172 235ZM87 234V233H86ZM162 234V233H161ZM164 234H168L166 232H164ZM174 234V233H173ZM176 234V235H177ZM165 235V237H166ZM170 235V236H171ZM86 236V235H85ZM158 236V235H157ZM168 236V235H167ZM180 236V235H179ZM160 237V236H159ZM159 237H157L159 239ZM164 237V236H163ZM161 238V237H160ZM170 238V237H169ZM186 238V237H185ZM192 238V237H191ZM196 238V239H197ZM72 239L76 240L77 243L79 244V238L78 236L76 235H73L72 236ZM154 239V238H153ZM92 240V239H91ZM139 240V245H137L136 241ZM161 240V239H160ZM158 240V241H160ZM174 240V239H173ZM177 240V239H176ZM201 240V241H200ZM162 241V240H161ZM170 241V240H169ZM168 241V242H169ZM197 241V240H196ZM167 242V243H168ZM180 242V241H179ZM183 242V241H182ZM157 243V242H156ZM162 244H165L162 243ZM171 244V243H170ZM80 245V244H79ZM93 245V241H92V244H90L89 246L87 247H78V248H84V249H87L89 250L90 246ZM172 245V244H171ZM174 245V244H173ZM194 245V243H193ZM96 245H93V248L95 247ZM150 247V246H149ZM151 249H154L157 247L155 246L154 248ZM160 247V246H159ZM68 248V247H66ZM92 248V249H93ZM125 248V250H126ZM165 248V247H164ZM170 249V248H169ZM53 250V249H52ZM54 250H56L54 248ZM95 250V248L93 249ZM195 250V251H194ZM161 251V250H160ZM165 251V250H164ZM50 252V250H49ZM105 252H108L107 250H105ZM113 253V252H112ZM121 253V252H120ZM126 253V252H125ZM169 254V252H167ZM170 253V254H171ZM54 254V252L52 253H49L48 255H45L44 258L46 257H50V255ZM102 254V253H101ZM123 254V253H122ZM93 256V255H92ZM183 256V255H182ZM91 257V256H90ZM121 257V256H120ZM256 257H259L258 259ZM94 258V257H93ZM90 260V259H89ZM49 263V261H47ZM92 262V261H91ZM201 264V263H200Z\"/></svg>", "mask_w": 264, "mask_h": 264}, {"label": "snow or ice", "instance_id": "snow-or-ice-1", "mask_svg": "<svg viewBox=\"0 0 264 264\" xmlns=\"http://www.w3.org/2000/svg\"><path fill=\"white\" fill-rule=\"evenodd\" d=\"M85 8L88 6L85 4ZM106 7V6H105ZM242 5H237V13L242 8ZM40 12L30 11L27 7L15 8V7H5L0 6V102L5 103V107L0 108V113H8L9 109L13 105L8 104L9 100L18 99L24 95H30L39 87H47L50 84L57 83L56 75L62 71L61 68L55 67L51 64L47 66H34L31 63V60L34 57H44L40 55V52L37 48L33 46V42L39 36L44 35H53L56 34V29L52 25H47V27L52 28V32L44 31V25L38 23L42 20ZM255 23V19H253ZM100 47V45H95ZM111 51V50H109ZM93 59H103V56L93 57ZM84 64H91V61H82ZM83 87V85H81ZM251 99V97L249 98ZM69 111H72L69 109ZM7 123V121L0 120V125ZM16 130L15 125H9ZM74 128L79 131V126L76 124L72 125ZM7 153V150H5ZM19 158V157H17ZM0 164H3L7 167V163L4 160H0ZM58 165H54V168H58ZM29 171H35L37 175L48 180L50 183H59V181L51 180V177L57 175L56 171H48L43 169H27ZM16 171H20L19 167ZM101 175L104 173L101 172ZM13 177L8 175L0 176V180L5 181L3 185H0V248L4 249H14L18 250L21 253L26 249H31L35 247L38 251H44L46 248H49L50 245L41 244L39 241L34 240L31 237H27V242L21 244L20 238L15 231V224L12 222L13 217L11 214H6L2 211L3 206L12 199L13 195V185L7 183L12 180ZM62 179H71L70 177H63ZM108 179L115 181L119 185L122 181L117 179L114 176H109ZM232 179H235L233 177ZM21 197L26 196V191L22 187H16L15 189ZM117 188H112L110 191L116 192ZM51 205L42 201L40 203H33V208H50ZM155 208V205H152ZM178 208V205H177ZM236 211L233 213V217L237 223H239V217L246 216L248 221H253V217L261 222L264 225V200L260 201V206L255 208L252 203L247 205L245 211V206L243 204L234 205ZM145 213L147 214L150 210L145 208ZM163 211V209H161ZM179 215V213H174ZM182 219V217H181ZM23 223V222H21ZM165 223L167 219L165 218ZM187 226V225H182ZM75 225L70 226L74 228ZM38 232L43 231L47 235L49 229L41 228L39 225L36 229ZM31 231V229H29ZM113 236H116L121 241L123 238L116 231L110 233ZM78 236V233H68V239L73 245V251H76L79 245L76 240L72 239V236ZM106 235H108L106 233ZM168 237H162L161 239H167ZM260 238L262 245H264V232L260 233ZM139 245V240L136 241ZM254 252L264 251V246L260 248H254ZM141 249L137 247L135 250L130 249V257L134 264H199L198 259L193 255L186 256H167V255H157L155 252H150L148 257H142L140 255ZM115 255V253H112ZM257 259L259 257H256ZM0 264H45V261L40 258L36 261L30 259H23L18 262L13 257L12 251H7L5 257H0Z\"/></svg>", "mask_w": 264, "mask_h": 264}]
</instances>
